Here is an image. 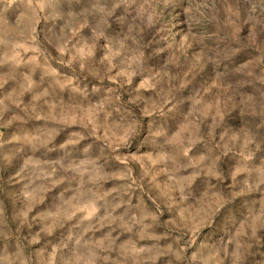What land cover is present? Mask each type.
I'll return each instance as SVG.
<instances>
[{
  "label": "rangeland",
  "instance_id": "obj_1",
  "mask_svg": "<svg viewBox=\"0 0 264 264\" xmlns=\"http://www.w3.org/2000/svg\"><path fill=\"white\" fill-rule=\"evenodd\" d=\"M0 35V264H264V0H0Z\"/></svg>",
  "mask_w": 264,
  "mask_h": 264
},
{
  "label": "clouds",
  "instance_id": "obj_2",
  "mask_svg": "<svg viewBox=\"0 0 264 264\" xmlns=\"http://www.w3.org/2000/svg\"><path fill=\"white\" fill-rule=\"evenodd\" d=\"M37 2H41V0H37ZM5 38L4 36L0 35V44H4ZM260 83L261 85H264V74L261 75L260 77ZM256 96L252 99L250 102V114L255 116V115H260L264 116V87L256 89ZM257 108L260 109V111H257ZM238 118V117H237ZM153 125L152 127H154ZM152 127L148 128L149 134L152 132Z\"/></svg>",
  "mask_w": 264,
  "mask_h": 264
}]
</instances>
